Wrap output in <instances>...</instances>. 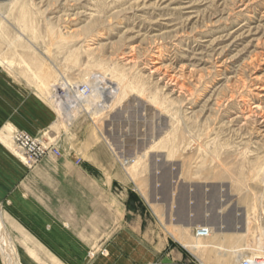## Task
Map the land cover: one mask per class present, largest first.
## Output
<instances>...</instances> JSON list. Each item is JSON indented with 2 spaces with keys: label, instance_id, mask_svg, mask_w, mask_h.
<instances>
[{
  "label": "rangeland",
  "instance_id": "obj_1",
  "mask_svg": "<svg viewBox=\"0 0 264 264\" xmlns=\"http://www.w3.org/2000/svg\"><path fill=\"white\" fill-rule=\"evenodd\" d=\"M3 9L0 83L49 111L50 126L32 137L82 165L107 194L92 202L94 233L98 221L158 212L151 203L165 196L187 209L188 194L206 193L234 216L225 223L235 233L220 238L235 247L221 259L264 256V186L255 177L264 163V0H12ZM83 81L121 93L103 113L83 108L67 124L52 84ZM6 132L0 140L24 165L10 139L24 131Z\"/></svg>",
  "mask_w": 264,
  "mask_h": 264
},
{
  "label": "crops",
  "instance_id": "obj_2",
  "mask_svg": "<svg viewBox=\"0 0 264 264\" xmlns=\"http://www.w3.org/2000/svg\"><path fill=\"white\" fill-rule=\"evenodd\" d=\"M51 120L38 101L18 98L0 83V139L9 128L38 135ZM172 196L151 203L160 207L158 212L147 206L148 215L136 211L117 225L111 219L95 222L103 224L96 234L92 202L109 198L82 165L49 155L28 168L0 140V214L20 264H229L221 255L235 244L221 245L220 237L235 233L225 223L234 216L212 207L217 199L212 194L198 199L188 194L193 207L187 209H179L180 200ZM206 226L214 230L211 238H199L197 249L183 246L193 245L194 231ZM95 246L99 252L89 255ZM5 261L0 250V264Z\"/></svg>",
  "mask_w": 264,
  "mask_h": 264
},
{
  "label": "bare ground",
  "instance_id": "obj_3",
  "mask_svg": "<svg viewBox=\"0 0 264 264\" xmlns=\"http://www.w3.org/2000/svg\"><path fill=\"white\" fill-rule=\"evenodd\" d=\"M32 1V0H31ZM34 1V0H33ZM12 3V0H7L6 2L0 3V9L4 10L3 8L5 6H9ZM32 3V2H31ZM34 3V2H33ZM16 4V3H15ZM32 5V4H31ZM35 5V3L33 4ZM32 5V7H33ZM25 7V5H23ZM38 6V5H37ZM22 7V6H21ZM20 7V8H21ZM26 8V7H25ZM23 9V7H22ZM26 10V9H25ZM39 10V9H38ZM30 11V10H29ZM28 11V12H29ZM7 12V11H4ZM24 12V10H23ZM41 12V11H40ZM45 12V11H44ZM2 13V12H1ZM22 13V12H21ZM3 14V13H2ZM27 14L24 12V15L22 17L24 21V16ZM2 16V15H1ZM27 19V18H26ZM49 19V18H48ZM3 20V19H2ZM6 20V19H5ZM33 21V20H32ZM49 21V20H48ZM50 22V21H49ZM33 23V22H32ZM47 23V22H46ZM51 23V22H50ZM2 24V23H1ZM29 23H27L28 25ZM54 24V23H53ZM30 25V24H29ZM32 26V25H31ZM22 28H26V24L21 26ZM29 29L31 27H28ZM27 28V30H28ZM34 29V28H33ZM25 30V29H24ZM32 30V29H30ZM52 34V33H51ZM22 35V34H21ZM87 75V74H86ZM101 76H95V80H100ZM82 78V77H81ZM103 78V77H102ZM89 80V79H88ZM82 85L79 86H90V90L88 91L87 95L84 97L81 94L78 93L76 95L74 92L71 91V88L74 86H69L68 84H64L62 82L52 84V93L53 95L50 97L53 102V107L56 113L64 120V122H71L73 119L76 118L81 113V110L85 108H91L93 112L91 111L90 114L99 115L100 113H103L105 110L109 109L114 101L118 98L119 94L121 93V88L119 86H115V84L109 82V87H100L97 88L90 84L88 81H83ZM108 83V82H107ZM76 85V84H75ZM78 86V85H76ZM71 87V88H70ZM90 110V109H89ZM12 139V138H10ZM11 143H13V140H11ZM14 144V143H13ZM18 153V152H17ZM19 154V153H18ZM22 156V155H21ZM24 159V158H23ZM131 161H125V164H130ZM25 165V164H24ZM26 166V165H25ZM28 167V166H26ZM29 168V167H28ZM32 168V167H31ZM256 179L259 180V182L264 186V163L259 167V169H256ZM262 196V199L264 198V193L260 194ZM259 196V195H258ZM260 198V197H259ZM259 200V199H257ZM256 200V202H257ZM255 205V204H254ZM256 208V205L254 206ZM254 209V208H253ZM193 225V224H192ZM208 225V224H206ZM212 226V225H211ZM210 226V227H211ZM205 231L203 234L199 236H195L196 242L193 243V245L183 243V246L185 248L190 249H197L199 247V244L197 243V240L199 238H209L214 234V230L212 228H209L208 226L202 227ZM199 228L198 229H202ZM197 230V229H196ZM195 233V232H194ZM247 233V232H246ZM261 248L263 247L262 244L259 245ZM12 245L9 241L7 232L5 230V227L3 225V222L1 220V214H0V249L4 255L5 260L8 264H14L13 259H11L14 256V250H12ZM247 249H252L253 251H258V248H253V246L247 245ZM252 251V252H253ZM254 253V252H253ZM253 255V254H252ZM247 256V255H245ZM250 263L255 264V262L258 260L257 264H264V256L258 255L257 253L253 256H247L246 257ZM237 264V263H236Z\"/></svg>",
  "mask_w": 264,
  "mask_h": 264
},
{
  "label": "built area",
  "instance_id": "obj_4",
  "mask_svg": "<svg viewBox=\"0 0 264 264\" xmlns=\"http://www.w3.org/2000/svg\"><path fill=\"white\" fill-rule=\"evenodd\" d=\"M95 83V82H94ZM90 86H76L74 85L71 88V91L74 92L76 95L81 94L82 96H86L88 91L90 90ZM14 147L16 151L22 155L25 161V165L28 166L29 168L35 166L37 163H39L43 158L51 155L58 157L59 152L56 148L53 146L44 144L32 136L28 135L25 132H17L13 135L12 137ZM205 230L202 229H197L195 230L194 235L199 236L203 234ZM258 260L255 262L257 264ZM237 264H252L247 258H241Z\"/></svg>",
  "mask_w": 264,
  "mask_h": 264
}]
</instances>
